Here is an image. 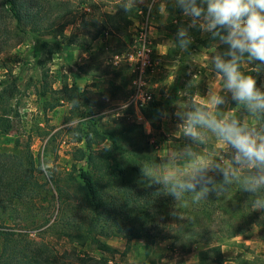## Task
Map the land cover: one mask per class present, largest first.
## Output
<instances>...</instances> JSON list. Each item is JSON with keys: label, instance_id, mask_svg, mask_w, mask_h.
Segmentation results:
<instances>
[{"label": "rangeland", "instance_id": "rangeland-1", "mask_svg": "<svg viewBox=\"0 0 264 264\" xmlns=\"http://www.w3.org/2000/svg\"><path fill=\"white\" fill-rule=\"evenodd\" d=\"M62 1L70 7L67 10L71 24L64 32L77 43L64 47L62 53L42 60L44 70L49 74L48 83H42V71L37 65L42 55L34 37L25 36L20 41L17 39L12 48L2 49L0 43V84H5L2 87L7 84L12 86L11 104L18 112L12 132L0 134V153H16L30 144L36 164L42 172V175H38L40 183H46L50 188L35 204L26 203L12 211L27 226L54 219L59 214L60 206L56 201L58 188H70L72 179L77 175L73 161L76 146L74 133L83 114L92 116L102 128L113 126L115 117L142 124L144 128L145 122H148L151 130L146 132L154 152L159 157L161 154L162 160L165 150L173 148L178 152L188 142L183 137V129L177 127L178 121L172 115L176 110L175 102L194 99L193 91L207 101L209 90H215L219 95L227 92L223 80L211 69L215 48L206 49L192 43L188 51L181 50L177 56L168 53L173 46V36L168 28L180 16L177 9L171 10L174 0H143L128 13L120 7L122 0ZM87 4H91V8ZM147 19L152 25L156 70L145 79L144 84L145 91L151 94L152 99L140 106L141 101L136 99L138 88L135 82L138 74L127 62L126 54L136 44L140 27ZM99 30L104 31L97 38H92ZM256 64H248L245 58L247 68H255ZM48 85L50 94L44 95ZM257 86L264 90V70L258 75ZM228 98H231L230 93ZM80 99L81 102L74 103ZM52 105L56 107L51 108ZM130 105L134 106V113L120 110ZM227 105L208 108L217 115L226 111V116L230 117ZM157 106L159 110L152 112V107ZM143 108L151 114L150 117L143 113ZM115 111L116 116L113 115ZM162 111L168 113V118L161 117ZM244 111V106L239 105L235 114L240 117ZM247 120L251 123L254 119L248 117ZM201 131L206 133L204 140L207 143L205 146H194L195 150L202 155L211 153L215 157L227 158L229 147L220 139L215 141L207 130ZM42 165L47 166L48 174L42 170ZM81 166V163L77 164L78 168ZM49 177H53V180ZM36 234H44L45 240L51 243L54 251L62 257L61 261L66 264H80L77 261L79 252L81 256L90 254L104 258L108 261L104 264H198L201 252L207 248L199 243L186 254L173 245V240H163L151 246L140 240L128 242L122 237H111L108 243L118 253H104L91 244L83 247L72 245L66 239L43 233L42 229L32 233V236ZM214 244L221 245L222 249L225 247L231 258L225 264H236L240 259L254 261V258H260L262 261L258 264H264V228L253 227L243 235L220 239Z\"/></svg>", "mask_w": 264, "mask_h": 264}, {"label": "trees", "instance_id": "trees-1", "mask_svg": "<svg viewBox=\"0 0 264 264\" xmlns=\"http://www.w3.org/2000/svg\"><path fill=\"white\" fill-rule=\"evenodd\" d=\"M87 7L91 8V4H87ZM67 8L70 9L62 0H0L1 48H12L16 41L25 36L34 37L42 55L37 65L42 71L43 85L48 83L49 74L45 72L42 60L62 53L64 47L77 43L64 32L71 24ZM175 9L180 16L168 28L173 36V46L168 52L171 56H177L181 51L174 42L178 27H186L190 22L173 5L171 10ZM103 31L99 30L92 38H97ZM190 33L195 45L215 48L214 55L226 50V46L212 40L210 34L195 28L190 29ZM86 35L89 37V32ZM211 69L214 70L212 64ZM241 71L258 78L256 69L247 68L245 61L241 63ZM3 85L0 84L1 87ZM11 87L7 84L0 88L2 135L12 132L15 114L18 116L11 104ZM50 90L48 85L43 94H50ZM222 95L231 109L238 105L228 98L227 92H222ZM157 107H152V112L158 111ZM123 109L134 113L132 105L120 108ZM142 111L151 116L145 108ZM116 114L115 111L113 115ZM90 117L83 114L76 126L73 161L77 175L72 179L70 188H58L56 201L60 212L54 219L27 226L12 214L16 207L26 203L35 204L50 188L46 183H40L38 175H42V172L30 144L16 153H0V264H66L51 243L45 240L44 234L32 236L40 229L43 233L66 239L72 245L83 247L91 244L104 253H118L108 243L111 237H122L128 242L140 240L151 246L163 240H173V245L186 254L193 246L202 243L207 249L201 252L198 264H225L228 260L221 245H215V241L243 235L253 227L264 228V210L253 207L255 199L264 197V189L250 194L243 191L239 182H233L227 191L218 196L210 193L207 199L197 202L194 194L186 193L181 199L174 200L167 195L166 189L149 186L142 179L141 166L161 161L142 124L115 117L113 126L102 128L96 119ZM207 133L215 141L219 140L213 133ZM206 143L204 140L202 145ZM78 163L82 164L79 168ZM49 179L53 180V177ZM216 179L219 182L222 176ZM77 261L80 264L108 262L90 254L81 256L80 252ZM261 261L260 258H254V261L240 259L236 264H258Z\"/></svg>", "mask_w": 264, "mask_h": 264}, {"label": "clouds", "instance_id": "clouds-1", "mask_svg": "<svg viewBox=\"0 0 264 264\" xmlns=\"http://www.w3.org/2000/svg\"><path fill=\"white\" fill-rule=\"evenodd\" d=\"M142 2L122 0L120 7L128 13ZM174 6L190 21L175 33L174 42L181 50L188 51L194 42L190 33L193 28L226 46V50L212 56L211 62L231 100L243 105L245 111L240 117H228L213 114L192 98L175 102L172 115L188 142L178 152L167 153L159 163L141 166L142 179L149 186L166 189L174 200L186 193L194 194L197 202L207 199L210 193L218 196L233 182H239L244 192L256 194L264 189V90L257 86L256 76L241 71V63L245 58L248 64L259 62L255 66L257 75L264 70V0H174ZM207 97L216 108L227 103L225 96L212 90ZM161 117L168 118V113L162 111ZM248 117L256 123L250 124ZM145 128L150 132L148 122ZM201 130L213 133L229 147L227 158L195 150L194 146L204 142L206 133ZM41 167L48 174L47 166ZM217 176L222 180L217 182ZM253 207L264 210V197L255 199Z\"/></svg>", "mask_w": 264, "mask_h": 264}, {"label": "built area", "instance_id": "built-area-1", "mask_svg": "<svg viewBox=\"0 0 264 264\" xmlns=\"http://www.w3.org/2000/svg\"><path fill=\"white\" fill-rule=\"evenodd\" d=\"M152 25L149 19L140 27L136 44L130 47L126 54V60L138 74L136 99L141 101L140 106L152 99L150 93L145 91V79L150 77L156 70L153 57V42L151 38ZM119 58V56H117Z\"/></svg>", "mask_w": 264, "mask_h": 264}, {"label": "crops", "instance_id": "crops-1", "mask_svg": "<svg viewBox=\"0 0 264 264\" xmlns=\"http://www.w3.org/2000/svg\"><path fill=\"white\" fill-rule=\"evenodd\" d=\"M214 71V70H213ZM215 72V71H214ZM216 73V72H215ZM214 92H215V90H214ZM221 95H222V93H221ZM200 96V94L199 93H196L195 92V95L193 96L194 97V99L198 102V103H200L202 106H206L207 108L209 107L210 109H215L216 107L215 106H213V105H211L210 103H209V101H207V100H205L204 98H201V96ZM199 99V100H198ZM226 104H228L229 105V103H226ZM226 106V108L228 107L229 108V110H230V117H232V116H237V114H235V110L237 109V107L239 106V104L234 108V109H231L230 108V105L229 106ZM226 110H228V109H226ZM224 115L226 116L227 115V112L225 111L224 112ZM256 123V121L255 120H253L250 124H255ZM166 152H165V155L163 156V157H165L166 155H167V153H169V152H175L174 150H173V148H171V149H167V150H165ZM160 155V157H162V155L161 154H159ZM164 159V158H163ZM245 243L246 244H248V241L246 240L245 241ZM225 247L223 246V249H222V251H223V254H224V256H225V258L228 260V261H230V257H228V254H227V251L224 249ZM207 249V248H206ZM227 261V262H228ZM226 262V263H227Z\"/></svg>", "mask_w": 264, "mask_h": 264}]
</instances>
